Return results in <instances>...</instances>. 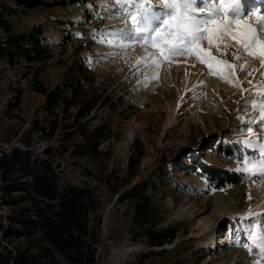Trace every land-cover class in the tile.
Returning a JSON list of instances; mask_svg holds the SVG:
<instances>
[{
    "label": "rangeland",
    "instance_id": "1",
    "mask_svg": "<svg viewBox=\"0 0 264 264\" xmlns=\"http://www.w3.org/2000/svg\"><path fill=\"white\" fill-rule=\"evenodd\" d=\"M61 1L65 4L57 2L50 8L12 16L11 25L16 32L43 25L54 54L43 74L48 85L62 78L72 57L86 58L95 71V87L109 99L108 105L92 113L88 126L104 125L111 129V135L101 144L99 156H74L72 148L63 150L60 130L48 138L35 128L36 120L49 128L51 117L42 110L43 97L29 85L31 76L24 78L23 68L0 61V155L22 150L35 159L52 149L50 155L62 181L67 179L96 193L101 205L97 212V220L101 219L97 227L98 264H136L139 254L149 250L144 237L131 233L133 204L121 198L125 187L118 192L111 188L125 175L134 151L144 152L142 173L162 164L154 176L163 191L161 204L166 216L161 226L179 229L177 239L166 246L171 252L146 264L170 263L176 258L182 259L180 264H264L259 244L260 231L264 233V208L258 206L264 202V178L242 171L259 167L264 159L261 49L250 57L240 51L235 40L229 48L221 46L220 52L215 41L212 46L204 41L200 58L210 64H202L195 53L169 56L166 49L161 51L147 40L120 38L118 33L131 28L126 15L134 11L131 5L117 4L116 0ZM148 2L158 8V0H145ZM236 2H226L223 10L229 11ZM242 7L244 16L236 23L256 28L264 16V0H242ZM90 14L92 22L86 20ZM66 27L74 38L63 46L60 39ZM5 37L0 28V40ZM235 55L243 58L237 62ZM238 65L244 66L243 71ZM19 89L23 91L21 104L10 111L8 104L17 100ZM60 120L68 119L62 115ZM220 144L252 152L236 151L237 155L227 156ZM203 162L240 173L245 181L215 191L197 170ZM4 195L1 191L0 222L8 224L7 214L14 206L4 202L8 198ZM33 239L48 246L37 236ZM0 243V252L5 253L29 245L26 237L0 239Z\"/></svg>",
    "mask_w": 264,
    "mask_h": 264
},
{
    "label": "trees",
    "instance_id": "2",
    "mask_svg": "<svg viewBox=\"0 0 264 264\" xmlns=\"http://www.w3.org/2000/svg\"><path fill=\"white\" fill-rule=\"evenodd\" d=\"M57 2L65 4L61 0L53 3L49 0H8L7 3L0 0V28L6 35L0 40V61L10 67L23 68V77L31 76L29 85L43 97L42 110L51 117L50 127L41 126L36 120V130L48 138L60 130L63 150L72 148L74 156H99L100 146L109 139L111 129L104 125L93 129L88 126L92 113L98 107L109 104V99L95 87L93 66L85 57L74 56L62 78L55 85H48L43 74L54 54L43 25L35 24L22 32H16L11 25L12 16L40 7L50 8ZM93 18L90 14L86 20L92 22ZM63 24L66 26V23ZM64 30L60 42L66 46L73 40L74 33L67 27ZM22 96L23 91L19 89L17 100L8 104L10 111L21 104ZM62 115L68 120L62 122ZM26 142L31 144L30 139ZM223 146L224 149L220 150L227 156L248 150L230 144L218 147ZM51 153L52 149L44 157L35 159L31 153L22 150L13 155L5 153L0 156V192L8 197L4 202L14 206L7 214L10 223L0 222V239L26 237L29 241L23 249L0 252V264H98L97 227L101 219L97 220V212L101 207L100 199L89 187L71 184L67 179L62 181ZM143 156V151H134L128 160L125 175L118 178L120 183L111 187L114 192L125 187L121 198L133 204L131 233L144 237L149 249L139 254L136 264H146L171 252L166 246L173 243L179 234L177 227L161 226L166 216L161 204L163 191L154 176L162 164L156 170L142 173ZM197 170L209 180L215 191H224L245 181L240 173L210 163H200ZM35 236L47 242L48 246L37 244L38 240L33 239ZM180 263L182 259L176 258L163 264Z\"/></svg>",
    "mask_w": 264,
    "mask_h": 264
},
{
    "label": "snow or ice",
    "instance_id": "3",
    "mask_svg": "<svg viewBox=\"0 0 264 264\" xmlns=\"http://www.w3.org/2000/svg\"><path fill=\"white\" fill-rule=\"evenodd\" d=\"M226 2L230 0H158L157 8L150 2L145 3V0H116L117 4L131 5L134 9L126 13L131 20V28L118 35L122 39L147 40L161 51L166 49L169 56L195 53L202 64H210L209 60L200 58L203 51L200 44L204 41H207L208 46H212L215 41V49L220 52L221 46L229 48L232 46L231 41L235 40L242 53L253 57L259 47L264 57V16L256 28L251 24L241 26L236 21L238 17L242 19L244 16L242 0H237L229 11L223 10ZM153 34H156L155 39L152 38ZM242 58V55L234 56L237 62ZM239 67L243 71L244 66ZM260 105L261 114L264 115V101ZM248 131L252 129L248 128ZM261 152L264 155V145L261 146ZM242 171L258 173L264 178V159L260 161L259 167L253 165ZM259 244L264 251V233L259 236Z\"/></svg>",
    "mask_w": 264,
    "mask_h": 264
},
{
    "label": "bare ground",
    "instance_id": "4",
    "mask_svg": "<svg viewBox=\"0 0 264 264\" xmlns=\"http://www.w3.org/2000/svg\"><path fill=\"white\" fill-rule=\"evenodd\" d=\"M39 148L42 149V145H41V146H37V150H38ZM258 206H259V208H261V209L264 208V202L260 203ZM256 207H257V206H256ZM259 208H258V209H259ZM263 210H264V209H263ZM260 233H263V232L260 231ZM213 238H214V237H213Z\"/></svg>",
    "mask_w": 264,
    "mask_h": 264
},
{
    "label": "built area",
    "instance_id": "5",
    "mask_svg": "<svg viewBox=\"0 0 264 264\" xmlns=\"http://www.w3.org/2000/svg\"><path fill=\"white\" fill-rule=\"evenodd\" d=\"M41 132V131H40ZM42 133V132H41ZM1 156V155H0Z\"/></svg>",
    "mask_w": 264,
    "mask_h": 264
}]
</instances>
